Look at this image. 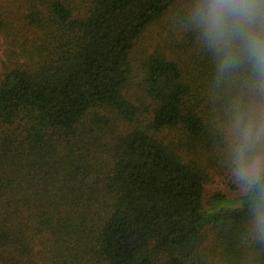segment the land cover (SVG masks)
I'll list each match as a JSON object with an SVG mask.
<instances>
[{"label": "trees", "instance_id": "obj_1", "mask_svg": "<svg viewBox=\"0 0 264 264\" xmlns=\"http://www.w3.org/2000/svg\"><path fill=\"white\" fill-rule=\"evenodd\" d=\"M177 3L0 0V264H264Z\"/></svg>", "mask_w": 264, "mask_h": 264}, {"label": "clouds", "instance_id": "obj_2", "mask_svg": "<svg viewBox=\"0 0 264 264\" xmlns=\"http://www.w3.org/2000/svg\"><path fill=\"white\" fill-rule=\"evenodd\" d=\"M184 27L234 94L219 130L231 182L246 197L248 236L264 245V0H178Z\"/></svg>", "mask_w": 264, "mask_h": 264}, {"label": "rangeland", "instance_id": "obj_3", "mask_svg": "<svg viewBox=\"0 0 264 264\" xmlns=\"http://www.w3.org/2000/svg\"><path fill=\"white\" fill-rule=\"evenodd\" d=\"M137 62H138L137 60H135L134 62L135 68L137 66ZM131 87H132L131 93L135 95L136 85L133 84V86ZM165 134L167 135V138L169 139L174 138L173 136H170L169 133H165ZM230 182H231L230 172L227 169L222 170V171L217 168L213 170H209V174H207L206 182L204 185V201L211 194L215 192L223 193L230 199H237L241 195V193L237 188L235 189L229 186Z\"/></svg>", "mask_w": 264, "mask_h": 264}]
</instances>
